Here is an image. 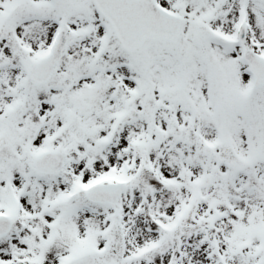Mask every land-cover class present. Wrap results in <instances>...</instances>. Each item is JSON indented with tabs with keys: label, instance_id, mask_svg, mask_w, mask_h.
Segmentation results:
<instances>
[{
	"label": "snow or ice",
	"instance_id": "snow-or-ice-1",
	"mask_svg": "<svg viewBox=\"0 0 264 264\" xmlns=\"http://www.w3.org/2000/svg\"><path fill=\"white\" fill-rule=\"evenodd\" d=\"M0 264H264V0H0Z\"/></svg>",
	"mask_w": 264,
	"mask_h": 264
}]
</instances>
